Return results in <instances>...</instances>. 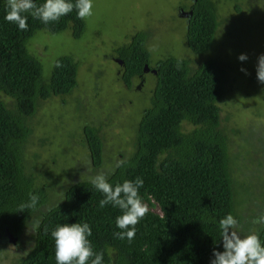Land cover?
<instances>
[{
  "label": "trees",
  "instance_id": "16d2710c",
  "mask_svg": "<svg viewBox=\"0 0 264 264\" xmlns=\"http://www.w3.org/2000/svg\"><path fill=\"white\" fill-rule=\"evenodd\" d=\"M34 2L40 5L43 0ZM186 8L192 9L186 21V43L193 53L205 54L220 24L216 2L189 0ZM6 11L7 0H0L2 264H56L50 233L58 224L73 222L89 223L92 235L88 239L94 251L104 254L103 264H210L213 249L223 250L218 221L227 213L238 220L242 231H255L264 241V220L252 226L257 216L245 219L238 212L239 188L229 147L235 131L228 127V116L221 115L220 107L232 89V80L216 59L193 66L188 59L167 56L151 65L146 46L151 34L146 30L114 48L123 61L121 79L126 87L145 73V64L156 71L149 104L134 131L132 150L103 171L113 185L143 179L139 195L148 211L135 225V236L129 242L114 235L121 231L115 224L121 210L111 203L101 207L104 194L91 183L90 178L104 165L99 127H83L89 167L82 176L72 177L70 170L76 169L64 165L61 169L42 168L36 152L31 159L26 153L41 102L53 95H69L77 83V63L71 55L58 57L45 75L42 62L29 51L28 41L40 31L69 30L79 38L85 19L77 16L75 7L48 24L24 13L28 27L21 30L5 19ZM256 78L253 74L250 81ZM184 122L191 125L189 130L182 129ZM32 193L39 197L37 205L21 207ZM6 233L13 239L11 253L6 249L10 243Z\"/></svg>",
  "mask_w": 264,
  "mask_h": 264
},
{
  "label": "rangeland",
  "instance_id": "374dc122",
  "mask_svg": "<svg viewBox=\"0 0 264 264\" xmlns=\"http://www.w3.org/2000/svg\"><path fill=\"white\" fill-rule=\"evenodd\" d=\"M214 1L220 24L205 54L193 53L185 40L186 21L179 8L184 5L187 9L189 0H93L92 15L84 18L85 29L79 38L69 30L37 33L27 47L42 62L44 74L49 75L58 57L71 55L77 63V83L69 95H53L41 102L33 117L27 157L31 159L36 152L42 168L61 169L64 165L76 169L70 170L72 177L82 176L89 167L85 125L99 127L103 137L100 172L111 169L132 150L134 131L149 104L155 78L146 71L126 87L114 48L146 30L151 34L146 44L151 65L167 56L188 59L193 66L213 58L227 70L232 89L220 107L221 115L228 116V127L235 131L229 147L239 188L238 212L245 219L257 216L252 226L258 225L264 217V82L257 78L251 82L250 76L257 75L258 57L264 54V0ZM240 53L247 60L239 61ZM190 128V124H182L184 131ZM236 230L249 233L239 226ZM6 249L14 251L11 240ZM1 256L3 260L4 254L0 261Z\"/></svg>",
  "mask_w": 264,
  "mask_h": 264
},
{
  "label": "clouds",
  "instance_id": "9594fccd",
  "mask_svg": "<svg viewBox=\"0 0 264 264\" xmlns=\"http://www.w3.org/2000/svg\"><path fill=\"white\" fill-rule=\"evenodd\" d=\"M93 0H43L37 5L34 0H7L5 19L13 22L21 30L27 29L28 13L41 20L44 24L58 21L75 7L77 16L81 19L92 15ZM239 61L247 60L245 53L237 56ZM241 71H246L241 68ZM257 79L264 82V54L258 57ZM91 183L104 194L99 201L101 207L111 203L118 207L121 214L115 218V224L121 231L114 235L129 242L136 233L135 225L148 211V206L142 201L139 189L143 186L140 177L134 180H124L122 183L111 184L103 172H98L91 178ZM39 197L32 193L28 201L21 207H35ZM264 220V217H261ZM256 222V221H254ZM238 220L227 213L218 221L222 251L213 249L210 264H264V241L253 231L241 234L236 230ZM56 264H103V253L94 251L91 241L92 229L87 222L58 224L52 231ZM9 241H13L11 235ZM91 258V259H90Z\"/></svg>",
  "mask_w": 264,
  "mask_h": 264
},
{
  "label": "flooded vegetation",
  "instance_id": "af4514ba",
  "mask_svg": "<svg viewBox=\"0 0 264 264\" xmlns=\"http://www.w3.org/2000/svg\"><path fill=\"white\" fill-rule=\"evenodd\" d=\"M189 11H192V9H184L183 7H181L180 6V8H179V14L181 15V16H183L184 17V19H185V21H187L188 20V18L191 16V14L189 13ZM119 58H115V61L116 60H118ZM120 65H122L123 64V61H122V63H119ZM154 69H152V67H151V65H150V69L148 70L149 72H152L153 74H155V72L153 71ZM139 76H141V75H139Z\"/></svg>",
  "mask_w": 264,
  "mask_h": 264
},
{
  "label": "water",
  "instance_id": "95a60500",
  "mask_svg": "<svg viewBox=\"0 0 264 264\" xmlns=\"http://www.w3.org/2000/svg\"><path fill=\"white\" fill-rule=\"evenodd\" d=\"M189 13L191 14L192 11H189ZM118 63H122V60L121 59H118L116 60ZM149 70V66L147 64L144 65V68H143V72H146ZM154 72H156L155 70H153Z\"/></svg>",
  "mask_w": 264,
  "mask_h": 264
}]
</instances>
